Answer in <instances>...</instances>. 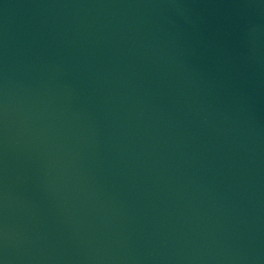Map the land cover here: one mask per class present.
Wrapping results in <instances>:
<instances>
[{
  "label": "water",
  "instance_id": "water-1",
  "mask_svg": "<svg viewBox=\"0 0 264 264\" xmlns=\"http://www.w3.org/2000/svg\"><path fill=\"white\" fill-rule=\"evenodd\" d=\"M0 264H264V0H0Z\"/></svg>",
  "mask_w": 264,
  "mask_h": 264
}]
</instances>
